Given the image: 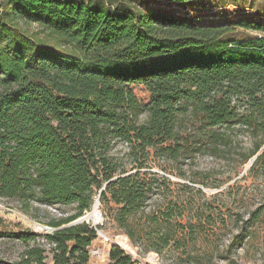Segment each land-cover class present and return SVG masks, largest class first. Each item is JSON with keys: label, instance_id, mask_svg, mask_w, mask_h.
<instances>
[{"label": "trees", "instance_id": "trees-1", "mask_svg": "<svg viewBox=\"0 0 264 264\" xmlns=\"http://www.w3.org/2000/svg\"><path fill=\"white\" fill-rule=\"evenodd\" d=\"M144 2L0 0V199L24 213L31 203L75 206L46 222L53 231L41 241L55 244L50 252L40 235L0 231V241L24 247L0 264H88L101 226L62 227L97 199L140 255L186 254L181 243L205 212L186 218L185 203L158 184L152 159L209 156L225 180L253 184L259 200L235 220L241 226L227 249L241 247L262 216L264 20L200 26ZM236 29L248 37L225 39ZM108 259L141 264L117 245Z\"/></svg>", "mask_w": 264, "mask_h": 264}, {"label": "rangeland", "instance_id": "rangeland-1", "mask_svg": "<svg viewBox=\"0 0 264 264\" xmlns=\"http://www.w3.org/2000/svg\"><path fill=\"white\" fill-rule=\"evenodd\" d=\"M144 4H148L149 8L165 11L175 18H187L200 26L232 27L241 20H264V0H192L187 3L145 0ZM29 29L35 31L36 26L30 25ZM248 35L236 29L225 39L240 40ZM151 163V171L157 173L158 184H161L166 197L177 198L185 203L186 218L201 215L195 214L198 208L205 212L201 226L194 230L193 239L188 237L181 243L189 245L187 253L184 254L181 248L166 250L161 255L155 252L140 255L139 247H133L116 230L115 225L102 216L94 226L92 220L89 221L93 227L101 228L97 230V238L89 248L88 264H109L107 252L112 245L119 246L141 264H264V211L259 220L247 229L248 236L241 247L236 250L226 248L230 243H236L232 240L241 226V222H235L237 217L242 216L246 220L248 212L255 208L259 200L252 197L253 184L238 182V178L225 180L221 175L222 171L218 169V161L209 156H197L192 161L178 162L152 159ZM18 204L14 200L0 199V231H27L40 235L38 241H41L42 235L53 231L46 225L49 219L66 218L75 212L74 205L48 206L31 203L28 205V212L24 213ZM225 205L230 209L226 210ZM99 211L101 212L100 209ZM91 213L92 208L83 216ZM221 220L225 221L223 226L220 224ZM99 234L108 237L110 243H102ZM123 240L127 241L129 250L121 247L120 242ZM23 249V245L17 241L7 238L0 241V257L6 260H18ZM92 251L96 255L93 256Z\"/></svg>", "mask_w": 264, "mask_h": 264}, {"label": "water", "instance_id": "water-1", "mask_svg": "<svg viewBox=\"0 0 264 264\" xmlns=\"http://www.w3.org/2000/svg\"><path fill=\"white\" fill-rule=\"evenodd\" d=\"M256 157V156H255ZM255 157L253 158V160L255 159ZM252 160V161H253ZM252 161L247 165V167L245 168V170H247L250 166H251V163ZM104 188V187H103ZM102 188V189H103ZM102 219V214L101 212L99 211V200L97 199L92 207V213L91 214H88L87 216H82L80 218H78L77 220L63 226L62 228H65V227H70V226H74V225H77V224H80V223H89V221L92 220V225L94 226L95 224H97L100 220ZM84 221V222H83ZM49 229V228H47Z\"/></svg>", "mask_w": 264, "mask_h": 264}, {"label": "built area", "instance_id": "built-area-1", "mask_svg": "<svg viewBox=\"0 0 264 264\" xmlns=\"http://www.w3.org/2000/svg\"><path fill=\"white\" fill-rule=\"evenodd\" d=\"M99 237L102 239V243H104L105 245L110 243V239L108 237H103L101 234H99ZM40 243L43 244V246L47 252H50L52 249L55 248V244H53V243H47L44 241H40ZM91 253L93 256L96 255L95 251H92Z\"/></svg>", "mask_w": 264, "mask_h": 264}, {"label": "bare ground", "instance_id": "bare-ground-1", "mask_svg": "<svg viewBox=\"0 0 264 264\" xmlns=\"http://www.w3.org/2000/svg\"><path fill=\"white\" fill-rule=\"evenodd\" d=\"M120 245H121V247L124 248V249H127V250L130 249V247H129V245H128V243H127L126 240L121 241V242H120ZM151 257H153V256H151Z\"/></svg>", "mask_w": 264, "mask_h": 264}, {"label": "crops", "instance_id": "crops-1", "mask_svg": "<svg viewBox=\"0 0 264 264\" xmlns=\"http://www.w3.org/2000/svg\"><path fill=\"white\" fill-rule=\"evenodd\" d=\"M109 253V249H108V252H107V254Z\"/></svg>", "mask_w": 264, "mask_h": 264}]
</instances>
